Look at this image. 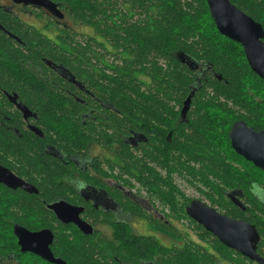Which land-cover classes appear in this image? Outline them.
<instances>
[{
  "label": "trees",
  "instance_id": "obj_1",
  "mask_svg": "<svg viewBox=\"0 0 264 264\" xmlns=\"http://www.w3.org/2000/svg\"><path fill=\"white\" fill-rule=\"evenodd\" d=\"M69 1L78 20L105 34L114 53L95 42L82 45L74 39L67 41L70 52H66L36 31H28L23 23L9 18L11 15L6 11H0L5 25L19 34V41L2 35L1 43L9 61L0 63V86L17 88L20 95L41 112L54 110L76 117L78 103L72 101L74 108L68 110L62 102L70 99L72 88H77L57 73L52 72L50 82L28 67L29 62L43 64V57L63 61L85 83L88 101L94 102V96L112 104L114 110L109 112L112 121L127 132L128 129L142 130L156 125L165 128L167 125L162 122L172 116L177 105H182L194 90L191 86L195 85L190 123L175 129L171 141L166 138L167 130L162 129L158 133L159 143L150 145L145 152L157 161L162 153L163 166L184 174L190 185L201 183L209 187L210 192L202 188V193L222 212L250 222L256 217L264 220V201L251 200L247 210L255 213L252 219L223 192L235 186L246 188L251 181L264 185V171L242 160L229 141L231 125L239 119L257 129H264V79L252 70L242 45L218 30L207 0ZM232 1L264 27V0ZM126 2H131L138 19H130ZM176 51L193 58L201 68L193 69L183 63L176 57ZM88 127L84 131L85 137L108 141V132L102 134L93 123ZM9 138L13 139L10 140L11 149L23 161L17 170L39 189V193H27L21 189L13 191L15 203L34 213L35 224L54 228V223H61L45 205L62 198L74 202L70 195H65L66 185L60 180L63 166L47 155L39 139H24L14 134ZM64 138L70 142L68 137ZM115 138H119L117 134ZM4 148L9 150L7 146ZM122 157L124 168L132 176L137 174L138 180L149 171V177L157 178L156 172L147 169V164L139 156L125 149ZM233 161L249 166L253 172L239 169ZM255 170L262 174H256ZM162 182L163 190L158 198L164 207L169 208L170 214L165 217L168 222L160 224L165 233L182 241L173 249L163 247V263L219 264V254L234 264H245L244 258L227 251L219 239L187 215L185 205L191 197L179 187L173 188L171 179L162 178ZM130 202V208L140 210V205ZM172 217L187 223L199 240L211 242L212 248L199 244L177 226H171ZM152 246L150 240L133 239L128 235L110 253L92 236L79 234L71 239L63 229H57L53 249L70 264H140V258L148 255Z\"/></svg>",
  "mask_w": 264,
  "mask_h": 264
},
{
  "label": "flooded vegetation",
  "instance_id": "obj_2",
  "mask_svg": "<svg viewBox=\"0 0 264 264\" xmlns=\"http://www.w3.org/2000/svg\"><path fill=\"white\" fill-rule=\"evenodd\" d=\"M50 1L56 5L57 10L63 13V17H59L54 11L45 6L20 0H0V11H6L11 15L9 18L23 23V27L28 31H36L40 36L56 43V45H59L66 52H70V44L67 41L71 42L70 39H74L82 45L95 42L97 45L108 47V51L114 53L103 32L78 20L73 13V6L69 0ZM125 7L126 12L129 13L130 19H138V16L132 9L131 2H126ZM3 34L19 41V34L15 33L13 29H10L9 26H6L3 19L0 18L1 64L9 61V57H7V53L1 43ZM227 38L231 39L230 37ZM175 54L179 60L191 68H201L200 64L196 63L193 58H190L186 54H180L178 51H176ZM48 61H51V63H48ZM43 62V64L38 65L29 62L28 67L50 82L51 77H53L52 72H54L62 79L72 83L77 90L72 88L70 91V99H65L62 105L68 110H73L74 106L72 101H76L78 103V111L77 114L75 113L76 117L67 113H57L54 110H51L49 113H44L36 108V106H31L30 103L20 95L17 88L13 87L8 89L3 85L0 86V166L9 170H6L9 175H3V172L0 173V264H57L38 254L35 250L28 249V247L31 246V240H27V245L23 246L22 240L17 233V229L20 228H25L30 232H37L45 228L50 229L54 233V240L50 246L51 250L54 257L62 259L65 264H70V262L62 255H57L53 249L57 229H63L65 235H70L71 239L79 234L92 236L96 242L101 243L102 247H107L110 253L111 250L119 246L128 235L133 239L144 238L150 240L153 246L148 255L140 258L139 263L165 264L163 263V247L167 246L173 249L174 246L178 247L182 241L165 233L162 224H160L163 223V221L168 222L165 217H167L166 214H170L169 208L164 207L161 200L158 198L160 191L163 190L162 178L171 179L173 188L178 187L173 180V175L175 174L177 178L180 177L184 179L189 185L190 183L188 179L185 178L186 176L184 174L181 175L177 171H171L168 166L167 168L163 166L161 152L160 161H157L154 157L145 152V149L150 148V145L156 146V144L159 143L158 140L160 139L158 133H161L162 129H165V131L167 130L166 138L168 141H171L175 129H179L183 124L185 127L190 123V110L192 108L193 94L196 90L195 85L191 86L194 90L190 92V94H192L191 103L186 114H183V108L190 94L183 100L181 106L177 105L175 107L176 110L173 112L172 116L162 122V124L167 125L164 126L165 128H159L161 125H156L153 128L146 127L142 130L128 129L126 132L120 130L112 121L109 114L110 110H114L112 104L94 96L92 97L94 102L90 103L88 101L86 96L88 90L85 87V83L77 78L69 65L63 61H53L48 57H43ZM46 67L48 69H46ZM48 99L50 100V97H48ZM62 120H66L67 122L64 123ZM239 120L247 122L244 119ZM58 121L60 122L58 123ZM90 123H93L99 132H108L109 138L107 142H103L104 139H100L99 137L93 138L84 136V131L89 128L88 125ZM248 125L253 126L249 123ZM255 129L258 131L264 130L257 129L256 127ZM230 130L229 141L231 147L234 149L231 142ZM10 134L24 139H31L32 137L39 139L47 155L57 159V161L62 164L63 177H61L60 180L66 185L65 195H70L74 202L64 198L55 201L66 200L69 203L81 207L82 211L79 214L80 221L87 224V229L90 228L92 233H87L86 230L76 222L65 223L61 221L57 217V214L48 207L50 203L55 201L48 202L45 205L46 209L61 223H54V228L35 224L34 213L31 214V211L17 206L14 197L15 192L13 191L21 189L27 193L30 192L21 187L14 188L10 186L11 177L16 176L21 178L27 182V184L35 186L37 189L38 186L26 176L21 175L17 170L20 168L23 161L19 154H16L14 150L11 149L10 140L13 141V139L9 138ZM116 134L121 142L115 138ZM64 137H68L70 142L64 141ZM125 144L126 147L124 148ZM4 146H7L9 150L5 149ZM125 149L134 156L142 158L143 162L147 164L146 168H151L153 172H156L157 178L153 179L149 177V174H151L150 171L146 172L142 178L140 177V180H138L137 174L132 176L130 172L127 171L128 169L126 170L124 168L122 163V155ZM158 149L160 150V148ZM236 153L238 152L236 151ZM239 155L242 160L245 159L248 163L250 162L251 164H249L251 166L260 168L256 166L254 162L247 160L243 155ZM260 169L264 171L263 168ZM131 170L136 173L134 169ZM262 178L264 181V176ZM192 186L200 191L202 195H205L202 193V188L206 192H210V188H206L201 183H199L198 186L194 184ZM223 192L224 196L229 201L243 211H247L248 218L252 216V219L255 213L247 210L251 205V200L260 199L264 201V185L259 186L258 182L254 181H251V185L246 188L235 186ZM114 195H117L118 198ZM3 196L5 197L3 198ZM206 196L207 195H205L206 201L202 198L199 199L212 206L210 200L206 198ZM193 199L195 198H191L188 204L185 205V209ZM130 200L140 205V210H133L130 208ZM214 208L226 214L217 207ZM230 217L250 222L248 219ZM170 219L171 221L169 223L171 226L173 225V227L177 226L179 228L176 223L178 222L177 218L172 217ZM140 220L143 222L137 223ZM250 223L254 224L260 233L257 253H259L261 257H264V220L256 217L253 219V222ZM145 226H148L149 229H145ZM127 229H129V231H127ZM262 229L263 231H261ZM108 230H110L111 237L106 236V231ZM207 231L216 237L211 231ZM165 236L168 239L165 240ZM74 241L72 240V242ZM197 242L212 248L211 242L205 240H198ZM223 245L228 248L227 251L233 252L236 257L244 258L246 261L245 264H260L257 260L251 259L225 244ZM217 256L220 259L219 264H234L233 262L227 261L219 254Z\"/></svg>",
  "mask_w": 264,
  "mask_h": 264
},
{
  "label": "water",
  "instance_id": "obj_3",
  "mask_svg": "<svg viewBox=\"0 0 264 264\" xmlns=\"http://www.w3.org/2000/svg\"><path fill=\"white\" fill-rule=\"evenodd\" d=\"M20 1L45 6L54 11L59 17H63V13L57 10L56 5L50 0ZM207 2L218 30L223 35L243 45L252 70L264 79L263 25L235 5L232 0H207ZM48 63H51V61H48ZM191 97L192 94L185 101L183 114H186L189 109ZM230 137L232 146L239 154L264 169V130L258 131L255 127L249 126L247 122L239 120L233 124L230 130ZM1 168L0 173L3 172V175H9L6 172L7 169L3 168L5 169L3 170ZM9 184L14 188L21 187L30 193H38V189L35 186L27 184L23 179L16 176L11 177ZM48 207L57 214L61 221L65 223L76 222L87 233H92L90 228L87 229V224L80 221L81 207L66 200L55 201L50 203ZM186 211L190 218L211 231L223 244L251 259L257 260L260 264H264V257L257 253L260 233L254 224L223 214L199 198L193 199L187 206ZM17 233L22 240L23 246L27 245V240H31L32 243L28 249L35 250L38 254L54 263L65 264L62 259L54 257L50 247L54 240V233L50 229L45 228L37 232H30L25 228H20L17 229Z\"/></svg>",
  "mask_w": 264,
  "mask_h": 264
},
{
  "label": "rangeland",
  "instance_id": "obj_4",
  "mask_svg": "<svg viewBox=\"0 0 264 264\" xmlns=\"http://www.w3.org/2000/svg\"><path fill=\"white\" fill-rule=\"evenodd\" d=\"M87 30V29H86ZM226 42V41H225ZM64 123H66L67 121L66 120H62ZM60 121H58L59 123ZM234 164L238 165L239 169H244V170H248V171H251V168L241 162H236V161H233ZM243 171V170H242ZM241 171V172H242ZM243 173V172H242ZM255 173L256 174H262V172H258L257 170H255ZM173 180H174V183L186 194L188 195L189 197L191 198H202L206 201L205 199V195H202L200 191H198L194 186L192 185H189L184 179L178 177L177 178V175H173ZM199 183L196 184V186H198ZM143 222L142 220L138 221L137 223H141ZM183 221H179L176 222L177 225L179 226V228L184 232H188L190 234V236H193L194 239L196 240H199L198 236L194 234L193 230L188 228V224L183 222ZM145 229H149L148 226H145ZM106 236L107 237H111V233H110V230L106 231ZM168 239L166 236H165V240Z\"/></svg>",
  "mask_w": 264,
  "mask_h": 264
}]
</instances>
